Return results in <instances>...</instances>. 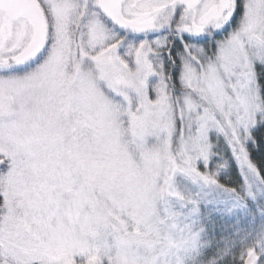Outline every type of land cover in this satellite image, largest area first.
Segmentation results:
<instances>
[{
  "label": "snow or ice",
  "instance_id": "obj_1",
  "mask_svg": "<svg viewBox=\"0 0 264 264\" xmlns=\"http://www.w3.org/2000/svg\"><path fill=\"white\" fill-rule=\"evenodd\" d=\"M0 264H264V0H0Z\"/></svg>",
  "mask_w": 264,
  "mask_h": 264
}]
</instances>
